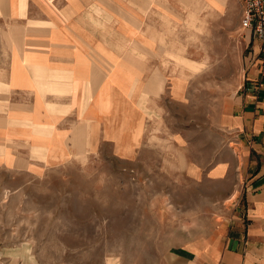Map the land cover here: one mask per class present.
Returning <instances> with one entry per match:
<instances>
[{"label": "rangeland", "instance_id": "obj_1", "mask_svg": "<svg viewBox=\"0 0 264 264\" xmlns=\"http://www.w3.org/2000/svg\"><path fill=\"white\" fill-rule=\"evenodd\" d=\"M219 1L204 26L196 12L158 14L157 76L127 75L125 100L109 92L127 122L109 140L95 128L88 156L0 158V264H161L219 240L238 207L230 121L249 40L243 0Z\"/></svg>", "mask_w": 264, "mask_h": 264}, {"label": "crops", "instance_id": "obj_2", "mask_svg": "<svg viewBox=\"0 0 264 264\" xmlns=\"http://www.w3.org/2000/svg\"><path fill=\"white\" fill-rule=\"evenodd\" d=\"M207 3L218 7L213 0H0V158L48 168L80 147L88 156L95 128L109 140L111 127L127 122L125 101L112 106L109 92L125 100L127 75L135 85L157 76L158 14L196 12L204 26ZM245 31L247 73L230 121L240 174L234 204L242 207L220 223L219 240L161 264H264V52Z\"/></svg>", "mask_w": 264, "mask_h": 264}, {"label": "built area", "instance_id": "obj_3", "mask_svg": "<svg viewBox=\"0 0 264 264\" xmlns=\"http://www.w3.org/2000/svg\"><path fill=\"white\" fill-rule=\"evenodd\" d=\"M241 26L262 43L264 52V0H243Z\"/></svg>", "mask_w": 264, "mask_h": 264}, {"label": "bare ground", "instance_id": "obj_4", "mask_svg": "<svg viewBox=\"0 0 264 264\" xmlns=\"http://www.w3.org/2000/svg\"><path fill=\"white\" fill-rule=\"evenodd\" d=\"M213 2H215L216 4H218V7H219V1L218 0H213ZM197 18V17H196Z\"/></svg>", "mask_w": 264, "mask_h": 264}]
</instances>
